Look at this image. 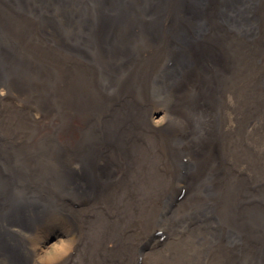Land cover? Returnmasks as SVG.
<instances>
[{
	"label": "bare ground",
	"instance_id": "obj_1",
	"mask_svg": "<svg viewBox=\"0 0 264 264\" xmlns=\"http://www.w3.org/2000/svg\"><path fill=\"white\" fill-rule=\"evenodd\" d=\"M0 264H264V0H0Z\"/></svg>",
	"mask_w": 264,
	"mask_h": 264
},
{
	"label": "rangeland",
	"instance_id": "obj_2",
	"mask_svg": "<svg viewBox=\"0 0 264 264\" xmlns=\"http://www.w3.org/2000/svg\"><path fill=\"white\" fill-rule=\"evenodd\" d=\"M156 117H158V116H156ZM56 241H57V238H54V237H53V238L51 239L50 244L53 245V244L56 243ZM59 241H60V240H59ZM39 242H40V241H39ZM39 242H38V243H39ZM63 255H64V254H63ZM63 255H62V256H63ZM62 256H60V257H62Z\"/></svg>",
	"mask_w": 264,
	"mask_h": 264
}]
</instances>
